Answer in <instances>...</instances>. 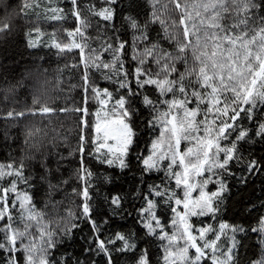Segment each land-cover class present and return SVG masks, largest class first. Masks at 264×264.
I'll return each mask as SVG.
<instances>
[{
  "label": "snow or ice",
  "instance_id": "6c2138e0",
  "mask_svg": "<svg viewBox=\"0 0 264 264\" xmlns=\"http://www.w3.org/2000/svg\"><path fill=\"white\" fill-rule=\"evenodd\" d=\"M0 264H264V0H0Z\"/></svg>",
  "mask_w": 264,
  "mask_h": 264
},
{
  "label": "trees",
  "instance_id": "16d2710c",
  "mask_svg": "<svg viewBox=\"0 0 264 264\" xmlns=\"http://www.w3.org/2000/svg\"><path fill=\"white\" fill-rule=\"evenodd\" d=\"M49 30H51V29H49ZM55 66H56V64H55V58L53 57L52 58V67L54 68ZM53 119L54 120H58V119H60V117H54ZM63 119H65V120H72L73 118L72 117H64ZM233 215H238V213L233 212V213H230L229 214L230 217L233 216Z\"/></svg>",
  "mask_w": 264,
  "mask_h": 264
}]
</instances>
